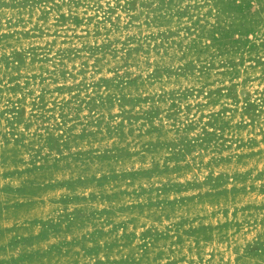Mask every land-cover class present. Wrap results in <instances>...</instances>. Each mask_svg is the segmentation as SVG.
<instances>
[{
  "label": "rangeland",
  "instance_id": "rangeland-1",
  "mask_svg": "<svg viewBox=\"0 0 264 264\" xmlns=\"http://www.w3.org/2000/svg\"><path fill=\"white\" fill-rule=\"evenodd\" d=\"M0 264H264V0H0Z\"/></svg>",
  "mask_w": 264,
  "mask_h": 264
}]
</instances>
